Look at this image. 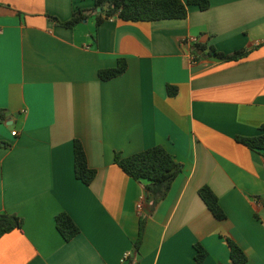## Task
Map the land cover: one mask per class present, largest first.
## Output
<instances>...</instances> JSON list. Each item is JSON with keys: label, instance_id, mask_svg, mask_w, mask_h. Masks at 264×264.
I'll return each instance as SVG.
<instances>
[{"label": "crops", "instance_id": "crops-1", "mask_svg": "<svg viewBox=\"0 0 264 264\" xmlns=\"http://www.w3.org/2000/svg\"><path fill=\"white\" fill-rule=\"evenodd\" d=\"M206 1L184 19L96 25L92 15L69 29L57 21L93 0H0V213L22 219L0 237V264H196V244L202 264H233L228 241L244 264H264V155L236 140L264 124V0ZM197 43L248 54L228 62L206 49L194 62ZM120 58L125 72L100 80ZM74 139L96 171L89 186L74 175ZM157 145L182 170L150 212L145 183L113 159ZM59 213L79 228L68 242Z\"/></svg>", "mask_w": 264, "mask_h": 264}, {"label": "trees", "instance_id": "trees-1", "mask_svg": "<svg viewBox=\"0 0 264 264\" xmlns=\"http://www.w3.org/2000/svg\"><path fill=\"white\" fill-rule=\"evenodd\" d=\"M91 10L77 9L72 12L71 17L64 22L57 21L56 17L48 18L57 21V24L64 28H73L83 23L90 16H94L96 25L105 20L118 18L125 22H151L158 20L184 19L187 17V4L198 5L201 10L209 7L206 0H93ZM209 55H214L217 59L236 62L245 58L248 54L246 50H238L231 54H225L216 51L213 47L206 45L193 44L191 52L192 61H197L199 56L197 52L206 50ZM126 60L120 58L113 68L101 69L98 71V77L102 81H108L122 75L126 70ZM167 94L174 96L176 88L167 86ZM6 119L5 110L0 109V123ZM260 133L254 137H237L236 140L249 149L257 151L264 155V124L259 128ZM114 163L132 179L143 182L144 189L147 192V202L150 212L161 202L168 194L173 181L182 170V166L171 154L161 146H153L133 155L122 157L116 153ZM73 163L75 178L84 185L89 186L95 178L96 171L88 166L87 157L82 143L78 139L73 140ZM199 197L204 202L209 211L218 220L226 218L225 213L218 204V199L208 186H203L198 191ZM143 223L140 222L137 239L134 242L136 251L141 244L143 234ZM22 226V219L15 214L0 213V237L4 234L19 229ZM55 228L60 236L66 242L70 241L79 233V228L75 222L66 213H59L55 216ZM230 248V258L233 264H244L246 256L243 251L233 242L228 241ZM196 264H202L206 252L198 244L195 245Z\"/></svg>", "mask_w": 264, "mask_h": 264}, {"label": "built area", "instance_id": "built-area-1", "mask_svg": "<svg viewBox=\"0 0 264 264\" xmlns=\"http://www.w3.org/2000/svg\"><path fill=\"white\" fill-rule=\"evenodd\" d=\"M11 134H12L13 136H15V135H16V131H12ZM140 206H141V205H138V207H140ZM127 256H128V254H125L124 258H126Z\"/></svg>", "mask_w": 264, "mask_h": 264}, {"label": "water", "instance_id": "water-1", "mask_svg": "<svg viewBox=\"0 0 264 264\" xmlns=\"http://www.w3.org/2000/svg\"><path fill=\"white\" fill-rule=\"evenodd\" d=\"M85 22V21H84Z\"/></svg>", "mask_w": 264, "mask_h": 264}]
</instances>
